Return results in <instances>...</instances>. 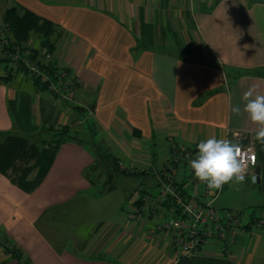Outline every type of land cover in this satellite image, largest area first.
I'll use <instances>...</instances> for the list:
<instances>
[{
    "label": "crops",
    "instance_id": "1",
    "mask_svg": "<svg viewBox=\"0 0 264 264\" xmlns=\"http://www.w3.org/2000/svg\"><path fill=\"white\" fill-rule=\"evenodd\" d=\"M12 6L54 23L53 61L80 85L78 102L56 103L35 81L2 76L0 63V264H18L6 246L25 264H173L179 251L152 228L165 207L130 217L144 180L157 183L151 168L171 155L169 138L179 151L211 136L252 141L258 186L225 184L212 205L231 210L215 207L230 188L264 200L257 125L231 112L249 87L264 94V0H0L1 16ZM101 152L132 170L135 199L93 176ZM181 184L197 203L211 199ZM119 188L122 204H95ZM199 256L264 264V229H239L231 245L210 239Z\"/></svg>",
    "mask_w": 264,
    "mask_h": 264
},
{
    "label": "built area",
    "instance_id": "2",
    "mask_svg": "<svg viewBox=\"0 0 264 264\" xmlns=\"http://www.w3.org/2000/svg\"><path fill=\"white\" fill-rule=\"evenodd\" d=\"M8 28L0 30V45L5 47L9 62L1 73L2 76H25L28 79H37L39 83L46 84V90L50 92L56 103L74 102L78 82L66 70L58 67L52 73L46 71L45 67L39 64L38 59L34 60L31 52L25 44H13L9 35ZM43 57L46 60H52L48 51L43 50ZM168 147L171 152L172 164L166 163L165 168L157 174V187L147 188L142 201L152 209H156L162 204V199H169L171 204L168 206V212L174 218L169 223H162L157 229L165 230L170 236L172 246L179 251V256L192 257L200 254V247L210 239L225 241L231 245L237 232L239 222L245 221V212L223 210L220 214L213 207L212 203L220 190H209L205 184L200 183L194 178V174L189 167V161L195 158L196 152L194 148L179 151L175 147L172 140L168 139ZM248 156L255 157V165L249 164L248 175L245 181L256 184L259 180L256 172L257 155L253 142L239 143ZM171 162V161H170ZM175 169L188 170L190 176L188 180L193 185V190L202 194L210 195L211 199L205 203H197L193 196H188L178 189L173 182ZM256 174L257 181H251V175ZM131 218L137 213V208L132 207ZM163 212H166L163 210ZM141 215L139 216V218ZM250 223L251 231L260 229L263 226L262 216H253L246 219ZM236 231V232H235ZM178 257L173 261L177 264Z\"/></svg>",
    "mask_w": 264,
    "mask_h": 264
},
{
    "label": "rangeland",
    "instance_id": "3",
    "mask_svg": "<svg viewBox=\"0 0 264 264\" xmlns=\"http://www.w3.org/2000/svg\"><path fill=\"white\" fill-rule=\"evenodd\" d=\"M2 18L3 17L0 14V30L4 29V27H1L3 25V19ZM7 34L9 35V37L11 39V35H10L9 31H7ZM57 35H58L57 31L52 32L50 37L47 39L48 43H49L47 45H49V46H46V45L43 46L42 41L45 40V39L42 38L38 34L37 35L36 34H31V36L27 39V41H25V42H23L21 44H25L26 46H28V48H29V50L31 52L32 58L34 60L38 59L39 64L43 67V66H46L50 62V59L46 60L43 57L42 52H43V50L48 51V48H51L53 50ZM5 51H6L5 47H2L0 45V63L4 64L3 65V69L5 67V64H7L9 62L8 55L6 54ZM48 52L50 53L51 59L53 60V52H50V51H48ZM46 71L51 73V70H47L46 69ZM18 78L20 79L19 76H18ZM79 85L80 84L78 82V88H77L78 90H79ZM78 90L76 92V96H75L74 102H72L71 104H74L75 102H78V100H77L78 99V95H77ZM86 123H89V120ZM77 125L80 126L81 124L79 123ZM93 140H95V138H93ZM104 155L105 154H103V157H101L100 160L98 159V161H97L99 163L98 167L95 168V169H92L93 174L97 175V180L102 182L104 186H113L116 183H119L118 186L126 187V189H128V191L126 193V196L129 199H132L133 198V193L135 192V187H133L134 183H129V182L136 181V179L134 177H129V174L131 173L132 170H126V172H125V169H122L120 163L116 160L119 170L126 173V175H123L124 178H125L124 179L122 175L112 172L113 164L110 163V165H109L108 164L109 162L107 163V161L102 160L105 157ZM166 163H168V164L170 163V165L172 164V160H171L170 156L167 158ZM166 163L162 164L158 168H156V167L155 168H151L150 172L152 174H155V173L159 174L160 172L162 173V170L165 168V164ZM147 169H148V167H143L141 170H145L143 172H146ZM175 170H176L175 171L176 173H175V176H173V182H175V185L177 186L178 189L182 190L181 189V186H182L181 183L183 182L184 177L187 178L188 176H190V174L188 173L189 171L188 170H178V169H175ZM124 181H126V182L128 181V183H126V182L124 183ZM144 181H145L144 187H143L142 192L140 191L139 197L137 199L133 198V199H135V201H134L135 205H133V207L137 208V210H138L136 215L134 216V218H139L140 215H141L140 218H143V216H147V215L153 216V215H157V212H158V210L150 208L145 203V201H142V196H144L147 188H149V187L150 188H156L157 187V183L156 184L155 183L154 184L149 183L146 179ZM253 186L256 187L258 185L254 184ZM122 190H123L122 188H119L117 190L112 191L111 193L105 195V197H102L101 199H98L95 202V204L98 203V202L102 203V202H105V201L113 203V202H117L120 198H121V204H122V201L124 199V194H123ZM182 192H184V191L182 190ZM258 195H259L258 191L257 192L256 191L255 192H245L243 194V192H240L239 190H235V189H232V188H230L228 190L224 189L222 191V194L220 195L221 197L218 198L217 202L215 203V207H217L219 209L226 208V209H231V210H235V211L236 210L240 211V209H244L246 212H248V211H250V210L255 208L256 209V213L258 215L262 214V216H264V200L263 201H258V199H255L256 196H257V198H260V196H258ZM161 201H162L161 205L166 208V212L163 213V210H161L160 219L158 218V220L156 222H154V225L152 227L154 229H157L159 226L164 225L166 223H169L170 220L174 218L168 212V206L171 204L170 200L169 199H167V200L162 199ZM252 201H254L256 203L249 204ZM95 206H97V205H95ZM239 206L241 208H239ZM114 210L115 209L114 208L112 209V204H111L110 209L109 208L107 209L108 217L115 216ZM162 223H164V224H162ZM248 225L250 227V223H247V220L246 221H242V222L240 221L238 226H237V229H246V227ZM161 229H164V228H161ZM260 229L261 230L264 229V226L260 227ZM260 229L257 228V230H260ZM250 230H251V227H250Z\"/></svg>",
    "mask_w": 264,
    "mask_h": 264
},
{
    "label": "clouds",
    "instance_id": "4",
    "mask_svg": "<svg viewBox=\"0 0 264 264\" xmlns=\"http://www.w3.org/2000/svg\"><path fill=\"white\" fill-rule=\"evenodd\" d=\"M243 108L237 105L231 107V112L247 118L257 130L254 139L264 144V94H260L256 86L249 87L244 92ZM195 158L189 161V167L194 178L206 185L209 190H222L225 184H241L248 175L249 164L255 165V157L248 156L238 142L226 138H209L199 141ZM251 181L256 183V174L251 175Z\"/></svg>",
    "mask_w": 264,
    "mask_h": 264
},
{
    "label": "trees",
    "instance_id": "5",
    "mask_svg": "<svg viewBox=\"0 0 264 264\" xmlns=\"http://www.w3.org/2000/svg\"><path fill=\"white\" fill-rule=\"evenodd\" d=\"M3 21L5 27H7L8 31L10 32L11 41L13 44H21L27 41V39L31 36V34H36V35L38 34L45 39L42 41L43 46L45 45L49 46L47 45L49 44L47 39L56 29L54 23H52L51 21L43 19L29 10L21 11L16 6H12L5 11ZM48 51L53 52L51 48H48ZM43 67H45L47 70H51V73L58 68V66L55 64L53 60H50V62ZM60 68L66 69L63 67ZM33 81H35L37 84H40L39 86L40 88L46 89V84L39 83L37 79ZM63 130L65 129L60 128L59 130L61 135L64 134L62 133L64 132ZM103 154H105L104 155L105 157L102 160L107 161V163L109 162L108 163L109 165L110 163L113 164L112 172L118 173L122 176L126 175L125 172L119 170L116 161L117 159L114 156H112V154L108 152H101L100 157H103ZM97 163L98 162H96L93 169L98 167L99 163L98 164ZM93 176H95L97 179L96 174L95 175L93 174ZM113 186H105L104 188L110 189ZM6 247H7L6 251L11 255V257L15 258L18 261V264H25L21 262L19 250L13 247H8V246ZM177 264H231V263L224 256L220 258H214V257H206V256L198 255L192 257L178 256Z\"/></svg>",
    "mask_w": 264,
    "mask_h": 264
},
{
    "label": "water",
    "instance_id": "6",
    "mask_svg": "<svg viewBox=\"0 0 264 264\" xmlns=\"http://www.w3.org/2000/svg\"><path fill=\"white\" fill-rule=\"evenodd\" d=\"M256 172H257V174H258V169H257V171H256Z\"/></svg>",
    "mask_w": 264,
    "mask_h": 264
}]
</instances>
